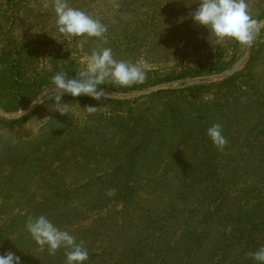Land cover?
I'll list each match as a JSON object with an SVG mask.
<instances>
[{"label":"rangeland","instance_id":"1","mask_svg":"<svg viewBox=\"0 0 264 264\" xmlns=\"http://www.w3.org/2000/svg\"><path fill=\"white\" fill-rule=\"evenodd\" d=\"M54 2L0 0V68L18 50L26 58L18 107L0 111L17 115L31 108L14 118L0 114V254L11 251L21 264H65L66 249L50 255L26 229L29 217L44 215L82 243L86 264H215L224 214L233 212L232 198H241L255 170L246 181L234 175L264 167V26L251 47L232 39L218 44L192 19L199 0H68L108 30L103 40L65 39L57 30ZM246 2L254 20L264 19V0ZM103 47L117 60L151 68L143 84L131 86L137 88L109 81L100 86L105 93L155 89L119 99L64 94L61 103L67 105L56 111L53 100L42 96L52 77L63 72L76 78L92 50ZM237 62L229 76L189 84ZM0 103L11 101L0 92ZM233 109L237 121L223 130V151L207 135L186 134L199 124L223 125ZM197 114L205 123L191 120ZM120 119L143 125L139 131L147 140L130 139ZM210 166L214 175L202 182ZM223 169L233 170L234 184ZM255 199L241 200V209ZM43 201L47 208L29 210Z\"/></svg>","mask_w":264,"mask_h":264},{"label":"clouds","instance_id":"2","mask_svg":"<svg viewBox=\"0 0 264 264\" xmlns=\"http://www.w3.org/2000/svg\"><path fill=\"white\" fill-rule=\"evenodd\" d=\"M54 10L58 33L65 39L84 36L105 39L107 26L88 12L71 7L68 0H55ZM192 19L206 27L218 44L224 39H232L247 47L253 45L264 26L251 17L246 0H199ZM150 70V65L144 62L131 63L115 59L110 47L94 49L87 59L85 70L74 79L67 78V73H57L42 96L53 100V108L62 113L67 105L61 103L64 93L72 97L83 94L100 100L106 96L101 85L109 81L121 88L143 84ZM88 109L93 111L95 107L90 106ZM206 135L218 150H224L228 141L220 124L207 128ZM26 229L38 245L47 246L50 255L61 248L66 249L65 264H86L89 259L88 251L82 243H77L72 234L58 228L44 215L29 217ZM250 255L257 264H264V247ZM0 264H21V258L7 251L0 254Z\"/></svg>","mask_w":264,"mask_h":264},{"label":"trees","instance_id":"3","mask_svg":"<svg viewBox=\"0 0 264 264\" xmlns=\"http://www.w3.org/2000/svg\"><path fill=\"white\" fill-rule=\"evenodd\" d=\"M25 60L26 58H23L18 50V57L16 58L11 57L8 60V64H6L3 68H0V92L2 94H6L9 97V101H11V104H7V105H3L0 103V109H5L7 111L17 109L18 107V105L16 104L17 97H22V86L25 84L24 83V77H25L24 70H25V65H26V63H24ZM31 83H34L35 86L40 85L39 81L33 80V79ZM137 87L138 86L130 87V89L137 88ZM79 99L84 100L86 98H79ZM109 101L112 103L128 104V101H119V100H109ZM231 113H232L231 118L222 123L223 124L221 125L222 130L230 131L234 122L237 121L236 118L238 116V112L235 109H233ZM221 114H225V113L221 112ZM148 117H149L148 115L142 116L141 119L143 120ZM198 118H200L201 121H204L203 123H205L206 118L200 114H197L196 118L193 117L191 120H195L194 123L196 121L199 122ZM120 121H121L120 124L124 127L126 134L130 135V139H139V137L142 136V138L144 139V142L147 140L148 136L141 135L139 131V126L143 130V125L133 124L134 122H131L132 124L128 125L122 119H120ZM194 123L192 125H194ZM176 124H178V128L181 127L179 123H176ZM176 124L174 125L176 126ZM206 125L207 124L200 126L199 124L198 126H196L195 129H197V131L192 130V128L190 127V129L188 130V132H186V134L190 135V134L195 133V135H198V136L206 135L207 128L211 126L210 125L207 127ZM128 126H131L132 128ZM154 128H155L154 126L149 128L147 133L153 132ZM136 133H137V136L135 137ZM127 143L131 146L132 141L128 140ZM144 145L145 147H148L147 146L148 144H144ZM134 147L137 148V146H134ZM140 149H141V146L139 147V150ZM130 151L131 149H128V153ZM131 158H133V156L130 157V159ZM211 167L212 166L207 167L208 172L205 174L202 182H204V180L206 181L213 177L215 170H213V168ZM225 169H228V168H225ZM225 169H223V174L229 177V178H225L226 181L230 180V183L234 184V182H232V177H230L233 175V170L230 169V171L227 172L226 174L224 172ZM251 170L253 171L255 170L254 171L255 175L253 178L252 174H249L251 177L250 178L251 182L247 183V185L249 184L250 186L244 189L243 195L240 194L241 198H238V199L232 198V202L234 204L233 212L227 215L224 214V217L222 219V221H224L222 224L225 228V234L222 233V237H223L222 240L220 241L218 246L214 248L216 253L213 254V256L216 255L217 257L215 264H234V263L257 264V262L252 258L250 254L255 251H258L261 247H264V167L261 166V167H257L254 169H251L250 166L245 167L241 173L237 172L234 175V177L239 178V176L244 175V179L246 181L247 179L245 176L246 174L251 173ZM219 179L224 180V178L222 177H219ZM208 185L209 187H211V189L215 188L216 182L211 180L209 181ZM225 193L227 196L231 195L230 191H225ZM235 194L236 193H234L233 196ZM226 195H225V198L227 197ZM251 195H254L256 199L253 202H250V203L248 202L249 207L244 202L245 206H247L248 208L242 210L241 200L243 199L246 200ZM128 199L129 201L132 200V198H128ZM229 204L230 203L228 201H225V203H222V205H224L225 208ZM47 207H48L47 202L43 201L42 204H37V205L35 204V206L33 205L30 206L29 210L32 212L33 210H37V209L42 210ZM231 250L235 251L233 257L229 256ZM239 260L241 261L239 262Z\"/></svg>","mask_w":264,"mask_h":264},{"label":"water","instance_id":"4","mask_svg":"<svg viewBox=\"0 0 264 264\" xmlns=\"http://www.w3.org/2000/svg\"><path fill=\"white\" fill-rule=\"evenodd\" d=\"M259 22H261L262 25H264V19H261L259 20ZM239 62H237L232 68L231 70H228V71H225V72H222L220 74H211V75H202V76H195L192 78L191 82H189V84H196V83H199L201 81H207V80H212V79H215L217 77H220V78H223V77H226V76H229L231 75L237 68V65H238ZM164 87H168L167 84H164L162 85ZM155 89V87H152V88H149L147 90H143V91H136V92H133V93H127V94H122L121 96H119L117 93L115 92H110V93H106V96L105 97H108V98H113V99H119V98H132V97H136V96H139V95H142V94H147V93H150L152 92L153 90ZM66 95H70L68 93H64ZM80 98H85V97H89L87 95H80L79 96ZM31 110V108L27 109L26 111L20 113V114H12V113H5V112H2L0 111V114H8L10 117H17L19 115H24L25 113L29 112Z\"/></svg>","mask_w":264,"mask_h":264}]
</instances>
